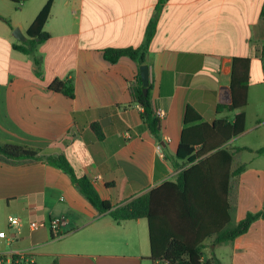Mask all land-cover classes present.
<instances>
[{"label": "crops", "instance_id": "1", "mask_svg": "<svg viewBox=\"0 0 264 264\" xmlns=\"http://www.w3.org/2000/svg\"><path fill=\"white\" fill-rule=\"evenodd\" d=\"M47 1L0 0V143L32 149L39 157L0 156V231L14 235V248L30 252L38 264H153L146 220L118 224L99 214L45 158L64 156L77 177H86L116 207L178 174L175 155L188 106L209 125L245 114V131L226 144L234 152L232 169L245 167L231 180L234 222L264 207V0H166L157 14L159 0H53L44 26L50 36L36 48L38 69L33 55L13 45L29 39L26 31ZM154 16L146 64L152 110L165 113L161 142L143 124L134 100L137 65L128 58L110 64L102 54L139 47ZM16 28L24 41L13 37ZM234 58L250 61L247 104L217 113L218 105L231 103ZM68 79L72 99L49 89L53 81ZM242 137L262 139L233 147ZM243 152L249 157L234 167L235 155ZM9 217L19 218L21 226L11 229ZM52 217L66 222L56 240L47 226ZM30 221L44 227L30 231ZM214 246L227 248L213 254L221 264H264V220L232 243Z\"/></svg>", "mask_w": 264, "mask_h": 264}, {"label": "trees", "instance_id": "2", "mask_svg": "<svg viewBox=\"0 0 264 264\" xmlns=\"http://www.w3.org/2000/svg\"><path fill=\"white\" fill-rule=\"evenodd\" d=\"M53 0H48L26 31L29 38L13 49L34 56L39 69L40 59L35 56L39 44L49 38L44 26L49 18ZM166 0H159L156 14ZM264 18V4H263ZM156 16L146 26L142 44L137 48H107L102 51L103 59L115 64L128 58L139 68L147 63L150 43L156 32ZM250 61L234 58L232 61L229 106L218 105L216 112H234L247 104ZM39 75V72H37ZM55 93L68 98L74 97L73 82L55 80L49 85ZM134 100L141 107L140 118L150 134L158 141L160 120L155 116L150 95H144L139 73L132 89ZM245 114L238 113L233 119H216L211 125L202 123L201 117L186 107L183 116V130L175 155L178 174L173 180L165 181L145 194L116 207L102 200L92 183L86 177H77L64 156L45 158V162L67 174L72 184L86 198L99 214H107L114 222L144 219L148 224L150 260H166L172 264H221L212 254L202 261L205 242L211 239L213 245L230 244L237 237L248 232L258 219L264 220V207L255 213L248 212L235 223L230 203L231 180L244 171V165L232 169L234 152L226 144L245 131ZM98 138H102L100 127L92 125ZM248 150L236 148L235 152ZM259 149L257 153H262ZM0 156L14 159H38L37 152L17 145L0 143Z\"/></svg>", "mask_w": 264, "mask_h": 264}, {"label": "built area", "instance_id": "3", "mask_svg": "<svg viewBox=\"0 0 264 264\" xmlns=\"http://www.w3.org/2000/svg\"><path fill=\"white\" fill-rule=\"evenodd\" d=\"M23 0H16L18 5L22 4ZM155 116L161 120L164 118L165 113L162 109L154 111ZM65 218L52 217L48 221V230L52 240L59 239L63 236L62 227L65 225ZM8 225L11 229H16L21 226V221L17 217H9ZM44 227V223L39 221H30L29 230L37 231ZM14 235L7 236L5 232L0 231V264H38L35 257L27 251L19 248H14L12 243L14 242ZM204 258L202 259V261ZM154 264H172L166 260H157Z\"/></svg>", "mask_w": 264, "mask_h": 264}, {"label": "rangeland", "instance_id": "4", "mask_svg": "<svg viewBox=\"0 0 264 264\" xmlns=\"http://www.w3.org/2000/svg\"><path fill=\"white\" fill-rule=\"evenodd\" d=\"M261 139H262V137H242V138H239L232 146L233 147H240V146L249 145V144H253V145L258 144V143L260 144ZM255 146H257V145H255ZM248 157H249V154L247 152H243L239 155H235V158H234L235 160H234L233 166L235 167L237 162H241L242 160H245ZM57 244L58 243H55L54 247H56ZM219 249L220 248L215 249V246L213 245L212 240H208L205 243V247L202 251L204 260H205V257H210L212 254H216L217 256H219L220 254L225 253L227 248H222L224 250H219Z\"/></svg>", "mask_w": 264, "mask_h": 264}, {"label": "water", "instance_id": "5", "mask_svg": "<svg viewBox=\"0 0 264 264\" xmlns=\"http://www.w3.org/2000/svg\"><path fill=\"white\" fill-rule=\"evenodd\" d=\"M13 37L20 41L25 40V35L17 28L13 31ZM139 76L142 84V92L144 95H147L149 90V67L147 64L139 67Z\"/></svg>", "mask_w": 264, "mask_h": 264}]
</instances>
